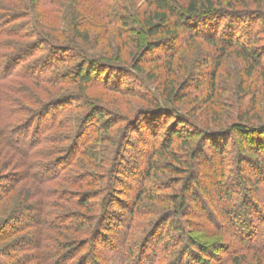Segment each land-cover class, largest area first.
<instances>
[{"label":"rangeland","instance_id":"obj_1","mask_svg":"<svg viewBox=\"0 0 264 264\" xmlns=\"http://www.w3.org/2000/svg\"><path fill=\"white\" fill-rule=\"evenodd\" d=\"M74 1L76 7L80 5L84 11H89L84 13L77 8L81 13L77 25L87 36L75 40L76 46L68 44L72 27L76 24L74 15H70ZM150 1L52 0L49 9L44 11L46 16L43 19L47 20L45 25L51 29L54 40H45L34 34L23 36L26 32L21 36L0 35V58L33 43L39 46L38 51L32 53L31 48L27 50V54L22 56V68L54 61L52 70L42 82L16 76L0 85V133L16 127H22L24 131L29 123H32L31 131L50 125L52 128L44 134V141L37 147L32 160L42 165H49L67 155L79 133L69 165L65 164L60 176L47 184L34 181L27 171L29 161L5 147L0 137V190L12 188L9 192L0 191V264H53L66 255L71 257L70 260L62 263L128 264L124 255L126 249L143 247L149 240L153 243V235L162 231L174 233L172 224L175 219L171 215L174 214L177 196L185 198L186 208L180 221L187 234L208 248L217 243L224 244L214 252V264H230L227 263L229 254H225L226 246L236 251L237 243L235 245L233 235L224 230L227 218L224 215L217 218L211 212L213 203L220 206L224 193L229 190L233 201L228 206L225 202L227 209L243 213L245 205L252 209L256 204L258 207L254 214L260 217L258 212L264 208V177L260 178L259 188L253 190L250 181L248 185L252 190L245 189L239 178L247 171L241 160L243 148L239 147L238 134H229V131L238 124L248 129L264 126V0H211L212 9L239 14V40L260 53L261 65L252 72L237 51L226 50L218 60L216 50L202 37L193 36L190 32L166 38L169 46L154 50L158 60L148 61L149 54L145 53L142 45L146 41L142 24L153 11ZM10 2L0 0V16L7 17L12 13L7 10L11 8ZM13 23L25 26L26 21ZM30 24L26 30L36 32V26ZM251 26L252 31L249 30ZM58 36H62L65 42ZM55 45L57 48L51 49ZM169 47L173 48L170 54ZM50 53L56 57L52 61L47 56ZM170 56L169 63L166 58ZM216 60L219 61L218 66ZM135 61L142 69L138 74L133 72ZM83 67L93 68L95 73L99 71V80L93 79L94 84L89 86L80 83L77 74ZM115 73L118 80L110 79L106 83L107 75L114 76ZM110 85L121 92H113ZM171 89H175L178 102L166 100ZM153 102L167 111L175 109L182 121H186L177 127V131L182 130L188 146L181 148L174 141L173 153L178 163L172 158L154 157V170H151L148 155L154 148L161 147L166 130H170L176 121L171 113L162 115V131L157 140L151 139L147 134L150 129L147 111L151 110ZM44 105L50 107L40 110ZM96 113L103 114L98 121ZM106 121L113 126L105 131L102 122ZM130 122L133 123L129 125ZM205 132L213 134L209 136L211 141L226 144L224 157L215 158L211 165L205 164L204 160L203 164L194 162L195 169L188 178L187 165L192 161L189 151L199 147L203 150V159L212 155ZM218 132L226 133L225 138H218ZM239 135L246 147L249 143L247 138L259 136L264 140V132ZM84 150L88 152L86 155ZM145 171H149V175L143 180ZM248 177L254 178L252 174ZM10 178H13L11 183ZM218 184L220 191L217 192L215 186ZM107 186L109 190H106ZM25 203L39 208L40 220L50 221L68 215L78 217L85 225L76 229L79 222H72L70 229L51 230L34 225L17 232L16 228L27 220L28 212H23L17 225L12 215ZM102 205L105 207L104 216L111 220L105 219L104 227L99 224L103 232L99 230L97 233L100 234H94ZM130 208L135 209V214L132 220L124 223L119 214ZM117 216H120L119 221ZM211 216L222 231H215L217 228L213 225L216 223L212 225L208 220ZM247 216L243 214L239 220H233L244 227ZM161 217L167 222L154 228L149 235ZM256 224L258 222L253 220L252 225ZM183 241L176 247L160 245L155 264H168L174 258L169 257L171 260L167 262L163 258L171 254L176 259ZM114 245L119 246L116 249ZM165 247L166 252L160 250ZM243 254L238 251L234 255L248 259L250 264H264V253L258 258Z\"/></svg>","mask_w":264,"mask_h":264},{"label":"trees","instance_id":"obj_2","mask_svg":"<svg viewBox=\"0 0 264 264\" xmlns=\"http://www.w3.org/2000/svg\"><path fill=\"white\" fill-rule=\"evenodd\" d=\"M12 1L9 4H11V8H7V10L11 11L12 13H8L6 15L7 17L0 16V35L1 36H21L25 32L23 36L31 37V34H34L33 36H38L40 38H45V40L53 39L55 37L52 35V31L48 26L45 25L46 21L43 19L46 15H44L45 9H49V6L52 4V0H9ZM43 1L45 4L43 5ZM151 6H153V11L147 16V18L143 21V33H144V40H146L142 45L144 49H146L145 53H148V61H155L158 60L156 55L153 53L154 50L159 49L161 46H169L168 42L166 41L168 37H173L174 35H178L180 33H187L190 32L193 36L202 37L204 41L212 46L216 51L215 53L218 55L217 58L220 60L226 50H232L237 51L239 53L240 58L250 66V72H252L256 67H260L261 65V59H260V53L252 48L247 47L246 43H243L239 40V37L237 36L239 26H240V19L238 18V13L235 11H221L218 9H212L213 3L211 0H202L201 2L198 0H151L150 1ZM220 3V2H219ZM71 14L74 15V21L76 24L72 27L71 31V38L69 39L68 44H73L74 46L77 45L75 40L83 39L87 36V34L83 31H81L80 27L77 25V19H79V13L81 10L84 13H89L88 10H85L80 7V5H77L79 7H76V2L71 3ZM84 4V3H81ZM87 5V4H85ZM78 8V10H77ZM1 10V8H0ZM43 12L41 14V12ZM51 11V8L50 10ZM50 13V12H48ZM16 20H25V26L22 24L20 25H14L13 22ZM32 23L34 26H36L35 31H27L26 27L27 25L31 27ZM225 24V25H223ZM224 26V27H222ZM254 26V25H253ZM253 26L249 29L250 31L253 30ZM222 27V32L220 31V28ZM48 29V30H47ZM249 31V32H250ZM247 32V33H249ZM21 33V34H20ZM220 34V35H219ZM62 35V34H59ZM59 39H63V42H65L64 38L62 36ZM54 40V39H53ZM68 40V39H67ZM66 40V41H67ZM39 44V43H38ZM42 44V43H40ZM38 47L36 44H28L27 46H22L16 49V52L11 53L9 55H4L0 58V85L7 79L11 77L21 76L27 80H31L34 82H42L46 80V74L50 70H52V63L54 62H44L43 63H37V64H29L27 67L22 68V56L24 54H27V50L31 48V52L38 51ZM60 47V46H59ZM65 47V46H64ZM51 48V47H50ZM53 48H57L56 45ZM68 49L67 47H65ZM74 47L71 49L73 50ZM168 54L173 50L172 47H169ZM143 51V50H142ZM29 52V51H28ZM51 52V51H50ZM143 52L142 55H145ZM29 55V54H28ZM49 60H54V57L51 53L47 55ZM46 56V57H47ZM167 62L170 63L171 56L169 58H166ZM218 60L215 61L216 66H218ZM22 69V71H21ZM105 69V68H104ZM141 65L138 63H134L133 66V72L136 74L142 72L141 71ZM120 72V71H118ZM263 72V71H262ZM264 73V72H263ZM262 73L263 79L264 74ZM95 74V75H94ZM117 73L114 74V76L107 75L108 77L105 78L108 83L110 79H115V76ZM100 74L99 71L96 73L93 72V68L90 67H83V69L77 74V80L80 81V83L84 84L85 86H89V84H94L93 79L99 80ZM115 85V84H114ZM112 87V88H111ZM113 92L119 93L121 90L119 88H116V86L109 87ZM171 92L168 95L167 101L173 103L177 100V94L175 93V89H171ZM183 99V98H182ZM170 103V104H171ZM153 104L151 106V110L147 111L149 113L150 118V129L147 130L148 136L153 139H158V134L162 131V123L160 121L161 116L164 114H173L176 119L174 121V125L170 130H166V136L163 137L161 140L162 145L157 150L154 148L153 151L148 155L147 162L149 163V166H151V170H154V163L153 158L156 157L157 159L160 158H172L173 161L178 163L177 157L174 155V149L175 143H179V145L182 147L188 146V141L183 139L182 136V130L177 131V127H181L186 123V121H182L181 116L178 115L175 109L169 108L170 111H167L166 108L159 105L157 102L151 103ZM50 107L49 105H44L40 110L46 109ZM37 114V113H36ZM102 113H96L95 116L97 117V121L102 118ZM92 116V115H91ZM133 123V122H132ZM131 122L129 123L132 124ZM32 123H29L25 125V130L22 131V127H16L14 130L7 131L6 129L1 130L0 137L1 142L5 147H7L9 150L20 156L26 161H29V164L27 165V171L29 176L34 179L38 184H47L55 180L57 177L60 176V173L64 170L65 164L69 165L71 161V157L73 154L74 149H76L78 141V135L76 138V142L71 146L72 150H70L67 155H65L63 158L58 159L54 163H50L49 165H42V164H36L33 162L34 154L37 150V147L43 143L44 141V134L47 133L52 127H49L50 125H45L46 127L44 129L38 130V131H31L29 127H31ZM113 124H110V122H102V128L104 127L105 131L112 128ZM243 132H264V126H260L256 129L246 127L243 124H238L233 127L229 131V134H238L239 136V147L243 148L241 152V160L244 164L247 166V171L244 174H241L239 176L240 180L244 184L245 189H251V185H248L251 181L252 186L254 189L259 188L260 184V178L264 177V140L261 139V137H250L247 138L248 140V147L243 145V138H241L239 134H242ZM220 134V135H219ZM222 134V135H221ZM224 134V135H223ZM228 134V133H227ZM217 136L218 138H225L226 133H220L218 132ZM209 136H213V134H210L208 132L204 133L205 140L209 143V149L212 151V155L210 158L203 159L202 151L199 147L198 149L194 148L193 150L189 151L190 153L188 156L190 157L191 165H187L188 171V178L191 176V172L195 169V163H201L203 164H212L218 159H223L226 144L224 142H214L211 141L212 139L209 138ZM216 138V137H215ZM79 139V138H78ZM214 140V139H213ZM75 141V140H74ZM187 142V143H186ZM155 143H157L155 141ZM245 146V147H244ZM86 150V149H85ZM86 155L88 152H85ZM78 151V150H77ZM77 151H75V154H77ZM197 151V152H196ZM200 151V152H199ZM166 152H169L166 154ZM171 156V157H168ZM153 160V161H152ZM202 161V162H201ZM156 162V161H155ZM67 165V166H68ZM214 166V164L212 165ZM149 169V168H148ZM252 174L254 178H249L248 175ZM141 175V174H140ZM149 171H145V173L142 175L143 180H146L148 178ZM245 176V179H244ZM247 178V179H246ZM259 178V179H258ZM254 179V181H253ZM13 178H10L11 183ZM187 180V179H186ZM249 180V181H247ZM188 181H186V184H188ZM11 185V184H10ZM8 185V186H10ZM248 186V187H247ZM9 189V190H8ZM12 189V188H11ZM10 188H4L2 191L5 193V190L9 192L11 190ZM216 191H220L219 184L215 186ZM106 190H109L108 186L106 187ZM200 190V189H199ZM1 191V190H0ZM1 191V192H2ZM112 191V188L111 190ZM202 189L200 190V192ZM208 192V191H207ZM228 192V193H227ZM142 194V192H140ZM139 194V195H141ZM222 194V193H221ZM224 198L220 201V206H217L215 203H213V207L211 209V212L214 213V215L218 218V216H225L227 218V225L224 230H228L232 235V240L234 239V243L236 245L237 243V250L232 251L231 249L226 246V255L229 254V259L227 263L230 264H241V259L239 256L234 255L236 252L240 251L242 253L251 254L252 257L256 256V258L260 257V255H263L264 253V208L258 214L260 217L255 216V209H257V205L255 204L252 209L249 208V205H245L244 212L242 213L239 211H234L233 209H227L225 207L226 203L227 206L233 201L232 196L229 195V190L224 193ZM139 199V197H138ZM229 199V200H228ZM253 198H251L250 202H252ZM126 203L127 200H124ZM106 202V201H105ZM124 202V203H125ZM130 202V201H129ZM224 202L222 207V203ZM226 202V203H225ZM105 205V203L103 204ZM102 205L101 208V215L99 216V223L96 229H94V234H100L102 231L101 227L106 225L105 219H110V217H105V207ZM125 205V204H124ZM174 208L173 216L174 223L172 226H174V233L171 235L168 233V231L164 232L162 231L159 234L153 235L154 242H147L145 246H141L140 248H129L126 249V253H124L126 257V261H128V264H155L157 261V251L160 245L165 244L166 247L169 246H177L179 245L182 240L184 245L181 248L180 254H178L177 258L174 254H171L169 256H165L163 260L166 262L171 260L169 257L174 258V260L170 261L168 264H214L216 260V253L218 249H221L224 247V244L217 243L214 246H209L211 248H208V246L203 245L199 242H197L191 235H188L185 229L183 228V225L180 221V219L183 217L182 212L186 208L185 198L183 197H176L174 200ZM122 210H127V208L120 207ZM136 209V207H135ZM135 209L130 208L127 212L123 213L121 212L119 215H121L124 219V223L129 219L132 220ZM137 210V209H136ZM253 210V211H252ZM23 212H28V218L26 221L22 222L20 225L22 230L17 229V232H21L25 230L26 228H30L31 226H37L41 227L44 230H51V229H70L73 227L72 222H79L77 228H81L85 225V222H83L78 217L75 218L74 216H68L64 215L55 219L48 220H40L39 216L41 215V212L39 208H36L34 205H30L28 203H25L24 205H20L19 209L16 214L12 215V220L15 221L14 224L20 223L21 216L23 215ZM31 212V213H30ZM141 213L139 209V214ZM185 214V213H184ZM248 215L245 217L244 227L241 226L240 223H236L233 218H237L238 220L240 217ZM246 214V215H245ZM120 216H117L116 220L119 221ZM166 218V216L164 217ZM179 218V219H177ZM255 218V219H254ZM121 219V220H122ZM210 224H214L217 228V232L222 231L221 226L217 224L215 219L211 216L209 217ZM256 220L258 224L256 226L252 225V221ZM9 221V220H8ZM113 221V220H112ZM121 222V221H120ZM164 222H167L166 219H163L162 217L152 226L151 230L149 231V235H151L154 230V228L159 227L160 225H163ZM246 223V224H245ZM251 224L250 226L248 224ZM99 224L101 227H99ZM115 224V223H113ZM171 224V223H170ZM11 225V224H10ZM8 225V227L10 226ZM166 225V224H164ZM217 225V226H216ZM14 226V225H12ZM126 226V225H125ZM259 226V227H257ZM239 228V229H238ZM12 229V228H10ZM104 229V228H103ZM164 229V228H163ZM20 230V231H19ZM101 231L100 233H97L98 231ZM159 232V231H158ZM155 234V233H153ZM238 236V237H237ZM165 237V238H164ZM116 249L119 245H114ZM166 247L164 249H160L165 251ZM234 249V248H233ZM128 250V251H127ZM166 252V251H165ZM233 252H235L233 254ZM67 256V255H66ZM62 256L60 257L56 262L53 264H66L65 262H68L71 257L69 256ZM66 257V258H65ZM157 257V258H156ZM65 258V259H64ZM65 261L62 263V261ZM242 264H250L248 259L244 258Z\"/></svg>","mask_w":264,"mask_h":264}]
</instances>
